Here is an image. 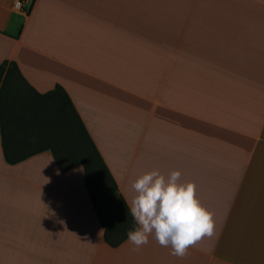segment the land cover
Returning a JSON list of instances; mask_svg holds the SVG:
<instances>
[{"label":"crops","instance_id":"0c3cea01","mask_svg":"<svg viewBox=\"0 0 264 264\" xmlns=\"http://www.w3.org/2000/svg\"><path fill=\"white\" fill-rule=\"evenodd\" d=\"M4 60L66 90L127 204L178 169L216 236L110 246L83 167L9 164L0 135V264H264V0H0Z\"/></svg>","mask_w":264,"mask_h":264},{"label":"trees","instance_id":"16d2710c","mask_svg":"<svg viewBox=\"0 0 264 264\" xmlns=\"http://www.w3.org/2000/svg\"><path fill=\"white\" fill-rule=\"evenodd\" d=\"M0 135L4 159L15 164L49 150L60 171L83 167L84 183L103 228L117 246L135 224L129 207L66 90L59 84L39 92L17 64H0Z\"/></svg>","mask_w":264,"mask_h":264},{"label":"clouds","instance_id":"9594fccd","mask_svg":"<svg viewBox=\"0 0 264 264\" xmlns=\"http://www.w3.org/2000/svg\"><path fill=\"white\" fill-rule=\"evenodd\" d=\"M181 171L167 175L158 169L137 176L131 183L135 195L129 212L137 225L127 241L139 250L153 236L170 254L184 258L189 249L216 236L213 213L202 205L194 182L181 180Z\"/></svg>","mask_w":264,"mask_h":264},{"label":"built area","instance_id":"2783aa9c","mask_svg":"<svg viewBox=\"0 0 264 264\" xmlns=\"http://www.w3.org/2000/svg\"><path fill=\"white\" fill-rule=\"evenodd\" d=\"M19 5H20L19 1H16L15 4H14L15 7H18Z\"/></svg>","mask_w":264,"mask_h":264}]
</instances>
